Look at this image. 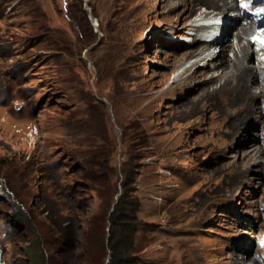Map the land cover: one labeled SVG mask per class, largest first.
I'll list each match as a JSON object with an SVG mask.
<instances>
[{
	"label": "rangeland",
	"instance_id": "1",
	"mask_svg": "<svg viewBox=\"0 0 264 264\" xmlns=\"http://www.w3.org/2000/svg\"><path fill=\"white\" fill-rule=\"evenodd\" d=\"M213 9L224 42L264 28V0H0V264H109L127 174L128 262L264 264V38L239 81L193 65Z\"/></svg>",
	"mask_w": 264,
	"mask_h": 264
},
{
	"label": "bare ground",
	"instance_id": "2",
	"mask_svg": "<svg viewBox=\"0 0 264 264\" xmlns=\"http://www.w3.org/2000/svg\"><path fill=\"white\" fill-rule=\"evenodd\" d=\"M196 1L209 4L211 7L218 8L223 12L233 8L241 11L250 2V0H241L239 3L237 0H222V3L217 0ZM193 9V6L189 7V12H192ZM219 19H221V16L219 11H216V9L204 10L198 13L195 19L190 23L192 26L191 30H202L204 31V35L193 38L192 44L196 40L200 41L201 43L199 45L202 46V49L196 52L199 48V45H197L187 49L182 55L187 57L190 55H192V57L194 56L196 61L193 63V65L203 62L204 66L219 68L221 71L217 75L221 74L224 76L225 80L230 81L232 80L233 75H237V79L239 81V72H242L243 70H249L251 68V66L244 60L246 55L250 54V49L248 47L249 45L243 41V37L248 35L249 41H251L252 37L256 34L260 35V38H264V28L261 31H256L254 30L255 26L252 21H244V24L237 27L233 38L224 42V37L222 35L223 32L219 36V30H223V24L221 21H219ZM220 41H223L221 43L222 52L216 53L213 48L217 47ZM249 41L247 42L248 44ZM227 50L232 51V56L227 55ZM215 76L216 75L213 74L211 77L214 78ZM241 81L244 83L245 78H241L240 82ZM246 86L248 87V90L252 96L255 94L258 96L261 95V93L257 94L253 92L250 88V84L246 83ZM242 263L244 262H241V264Z\"/></svg>",
	"mask_w": 264,
	"mask_h": 264
},
{
	"label": "trees",
	"instance_id": "3",
	"mask_svg": "<svg viewBox=\"0 0 264 264\" xmlns=\"http://www.w3.org/2000/svg\"><path fill=\"white\" fill-rule=\"evenodd\" d=\"M77 1L82 3V0ZM86 168L88 169L87 165ZM134 182L133 175L127 174L125 179L120 182L121 193L116 201H113L115 204L109 216H107V213H102L95 217V220L100 222L103 228H105L104 225L107 220L110 222L109 247L112 250V254L109 264H133V262H128L127 260L133 253L135 233L140 222L137 215L139 202L134 196ZM115 187L114 193H118L117 184H115ZM18 214L20 217L23 216L22 212ZM91 223H93L92 220ZM39 262L41 263V261Z\"/></svg>",
	"mask_w": 264,
	"mask_h": 264
}]
</instances>
